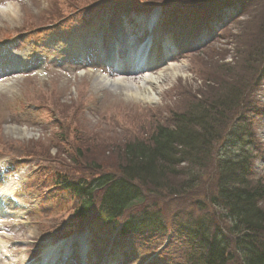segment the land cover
<instances>
[{
    "label": "rangeland",
    "instance_id": "374dc122",
    "mask_svg": "<svg viewBox=\"0 0 264 264\" xmlns=\"http://www.w3.org/2000/svg\"><path fill=\"white\" fill-rule=\"evenodd\" d=\"M105 1L112 2L111 5L115 4L118 11L124 5H129L130 9L125 7L129 10L142 5L140 0ZM160 1L155 0L154 3L159 4ZM239 1L230 2L238 7L245 4L244 1ZM7 3H11L15 14L12 19L0 16V49L13 54L21 52L20 49L15 52V47L10 48V44L14 45L17 39L28 36H31V39L23 43L22 50H25L27 45L37 42L44 49L52 48L58 51L60 49L58 40L66 34H72L76 28L84 29V23L88 22L89 17L95 15L94 11L101 13L95 16L108 22L118 18V14H112V11L104 7L110 5L103 4L100 0H0V12ZM137 3L139 4L135 5ZM162 9L167 18L173 16L170 19L176 24H185V18L193 15L200 16L203 11L180 13L174 6L169 8L165 6ZM263 15L264 0H261L256 7L252 6L248 13L242 15L221 33L220 39L212 41L205 51L194 55L178 53L174 60L167 63V67L154 68L151 72L152 76H160L161 78L157 81L159 84L162 83V86L159 87L154 101L150 103L126 97L117 84L105 87L96 82L95 75L91 72L97 67L95 62L87 66L81 65L79 68H73L70 65L62 69L49 68L43 75L15 80L11 85L6 86L9 89H1L0 190L5 188L2 192L4 195L10 193L7 208L11 214L7 220H3L5 223L0 224V242H4L7 247L10 264L36 262L40 260L41 254L45 253L41 252L42 249L47 251L49 248L61 245L62 248L58 250L61 251L66 245L74 243L78 245L80 241H85L86 234L82 235L83 237H73V235L70 238L65 237L68 220L76 207V201L68 194L54 189V179L60 180L65 174L77 175L80 168L87 169V162L94 159H104L105 162L102 161L104 166L107 165L112 172H116L125 143H131L134 140L147 142L155 126L163 124L169 126V119L174 111H183L189 101L209 97L227 75H232L237 80L247 75L243 53L247 52L246 45H250L261 35L258 29ZM232 34L235 35V40L229 47ZM193 43L194 40H192ZM228 49L229 53L225 55V50ZM221 55H225L224 66L231 62L228 68L211 64V58L219 61ZM235 56V61L232 62ZM175 70L176 74L173 73ZM102 72L107 74L106 68ZM209 73L213 75L211 83L206 82ZM111 78L116 81L115 77ZM117 82H125V79ZM138 83H140L139 80L127 82L130 85ZM260 84L261 86L258 87ZM258 86L253 96L260 106L264 103V79L259 81ZM30 90L37 92L35 98L42 106L33 104L26 98L21 108L23 100L18 101L14 98L15 102L13 101L12 97ZM221 90L222 88L220 92ZM30 107H33V110ZM118 107L125 108L122 110ZM236 111L240 113L242 109L235 106L229 109L228 113L234 114ZM142 113L144 114L141 115ZM262 118L264 120V104L251 128L256 138L253 141L257 144L253 143L257 147L260 146L257 150L261 154L257 159L258 164L253 175L248 178L251 184H255L260 179L264 181V141L262 139L264 126L263 120L260 121ZM12 126L25 130L27 135L12 134L7 129ZM220 145V142L214 145V150ZM214 168L209 166L206 171L207 178L215 172ZM3 182L7 184L4 186ZM148 189L150 191H147V198L141 206L153 205L159 208L165 216L167 226L170 227L173 216L182 212L185 205H179L181 202L179 199L167 201L151 188L148 187ZM213 189V185L203 184L193 194H187L201 200L200 204L203 207L190 204L186 206L185 212L198 219L206 216V219L214 226L223 227L224 220L221 215L215 214L213 212L215 210L205 204L204 196L207 191ZM203 191H206L204 196L200 195ZM213 192L215 190L211 194ZM90 221L91 219L81 224L90 223ZM94 231L97 240L110 239V234L105 236L103 233L105 230L99 228ZM164 242V239L152 241L151 236L148 235L144 237L145 246L132 244L124 248L125 251L116 254L109 253L108 249H101L103 257L101 260L94 253L90 255V259L93 261L92 256L96 257L98 264H104L109 253L108 257L111 254L109 264H140L149 251L158 253ZM170 258L172 259V253ZM177 260L180 263L186 260L189 264L186 258L185 260L177 258ZM174 261L176 262L175 259ZM4 262L5 260L0 258V264L7 263ZM90 263L93 262L90 261ZM228 264H238V261Z\"/></svg>",
    "mask_w": 264,
    "mask_h": 264
},
{
    "label": "trees",
    "instance_id": "16d2710c",
    "mask_svg": "<svg viewBox=\"0 0 264 264\" xmlns=\"http://www.w3.org/2000/svg\"><path fill=\"white\" fill-rule=\"evenodd\" d=\"M226 1L161 0L158 5L174 6L180 13L203 10L201 15L208 19ZM259 1L253 0L246 13ZM140 2L156 5L155 0ZM258 30L261 35L246 45L247 52L243 53L248 74L240 80L226 74L209 97L189 101L183 111H174L169 126H155L147 142L125 143L116 172L104 166V159H94L87 162V169L80 168L77 175H62L57 184L81 200L75 211L79 220L70 223L67 230H74L84 217H92L94 212L104 226H118L120 236L142 233L178 236V252H185L186 246L189 247L182 257L189 264H227L231 259L227 254L231 244L227 238L223 239L226 235L222 228L211 224L206 216L198 219L185 212L190 204L203 207L201 200L187 194H193L203 184H211L216 197L211 196L213 190L200 195L209 208L221 203L227 210L223 216L227 223L225 231L236 237L232 246L239 251L242 264H264V185L260 182L252 185L248 181L253 160L249 145L251 140H256L251 128L261 109L253 92L264 78V15ZM234 40L232 34L229 47ZM228 53L229 49L225 50V55ZM225 55L219 61L211 58V64L228 68L231 62L224 66ZM206 78L207 83L213 82L211 73ZM235 106L242 111L228 113ZM219 142L221 145L214 150ZM226 144L236 145L237 152L226 157ZM209 166L215 167V172L207 178ZM148 187L167 201L179 199L178 204L185 205L182 212L173 216L170 227L159 208L141 206L150 191Z\"/></svg>",
    "mask_w": 264,
    "mask_h": 264
},
{
    "label": "bare ground",
    "instance_id": "6f19581e",
    "mask_svg": "<svg viewBox=\"0 0 264 264\" xmlns=\"http://www.w3.org/2000/svg\"><path fill=\"white\" fill-rule=\"evenodd\" d=\"M15 10L11 7V3H7L0 12V16L2 18H13V15L15 14L14 12ZM174 74L177 73V71L175 70V72H173ZM101 76V75H99ZM97 77L96 82H99L101 85L103 86H114V84H117L119 87L122 88V93L125 94L126 97H130L134 100H140L142 102H147L150 103L152 101H154L155 96L157 95V91L159 89L160 86H162V83L159 84V82L157 81L158 79H160V76L154 77L152 75L149 74H145L140 76V83L136 84V85H130L127 84L126 82H117L120 81V79H116V81L114 80H110L109 77ZM143 77V79L141 78ZM148 79V80H147ZM119 83H122L119 85ZM126 83V84H125ZM123 110V109H122ZM8 130H10L12 132V134H15L17 136H26L27 133L25 130L20 129L18 127H9ZM5 196H2V199L0 200V216L7 214L5 213V205H4V199ZM3 244L4 242H0V255L3 256ZM57 248H53L51 251H55ZM4 257V256H3ZM2 260H4V258H2ZM5 262H7L6 264H10V259L9 261L5 260ZM4 262V263H5Z\"/></svg>",
    "mask_w": 264,
    "mask_h": 264
}]
</instances>
